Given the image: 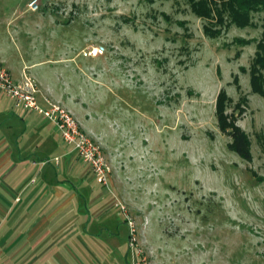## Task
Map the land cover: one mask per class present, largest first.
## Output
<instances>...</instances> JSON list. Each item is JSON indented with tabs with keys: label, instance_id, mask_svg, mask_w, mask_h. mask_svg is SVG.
Segmentation results:
<instances>
[{
	"label": "rangeland",
	"instance_id": "374dc122",
	"mask_svg": "<svg viewBox=\"0 0 264 264\" xmlns=\"http://www.w3.org/2000/svg\"><path fill=\"white\" fill-rule=\"evenodd\" d=\"M1 2L10 26L0 22V54L13 66L52 57L51 48L73 56L63 73L74 77L63 83L59 65L30 70L57 88L54 96H92L90 118L79 111L75 117L84 131L90 124L100 135L104 153L121 151L122 186L129 191L124 203L113 183L101 185L38 113L0 115L5 135L19 140L26 129L20 147L33 160L59 157L58 165L51 161L43 168L76 195L73 214L65 216L79 208L80 241L72 239L78 260L62 249L64 262L47 264H130V226L122 206L155 264H264V98L252 91L249 72L241 71L255 56L264 11L253 14V26L233 25L211 38L204 31L207 20L188 0ZM237 37L254 41L241 46L233 42ZM92 46L102 47L103 55L84 56ZM222 89L231 98L227 113H235L236 125L250 138V161L229 149L232 139L219 127ZM242 96L247 103L240 112ZM49 132L54 147L45 143ZM37 168L32 165V176ZM29 172L21 188H30Z\"/></svg>",
	"mask_w": 264,
	"mask_h": 264
},
{
	"label": "crops",
	"instance_id": "0c3cea01",
	"mask_svg": "<svg viewBox=\"0 0 264 264\" xmlns=\"http://www.w3.org/2000/svg\"><path fill=\"white\" fill-rule=\"evenodd\" d=\"M3 5L4 3L1 2L0 22L10 26V15L1 7ZM13 11L14 9L11 12L12 14ZM53 49H55L54 52ZM51 50L54 53L52 57L47 55L32 62L21 59L22 64L18 66H13L4 54H0V63L9 70L16 80L22 78L23 72L29 74L39 84L41 92L49 95L48 97L51 100L59 102L73 112L74 115L79 111L89 119L94 107L92 105V96H54L57 88L45 83L40 77V74L30 70L32 67L41 64L56 65L55 68L59 65L57 69L63 74L62 76L59 74V80L62 83L68 80L69 77H74L72 72L68 73V75L63 73L65 68H68L73 63V56L65 55L63 48L59 53H57L56 48H51ZM66 59L67 61L65 62ZM57 69L55 71H58ZM77 78L79 79L78 74ZM0 113V115L8 119L14 113L20 117L29 118L32 113L37 112L23 109L14 110L12 100L3 92H0ZM1 128L0 123V264H36L37 262L39 264H47L50 261L64 262L62 249H66L73 260H78L77 252L72 249V239L76 237L80 241V236L77 234L78 227L76 228L75 225L77 220L80 219L78 216L79 208L74 212V215L69 217L65 216L67 213L73 214L74 207H71V202L76 195L70 190H65L64 186L66 184L63 180H58L57 177H53L43 168L46 164L40 166L39 164L32 163L33 155L20 147L24 143L23 139L26 137L24 135L26 129L20 135L19 141L14 135H5L3 133L5 131L2 132ZM88 130L89 135L98 142L103 150V142L100 135L92 132L90 124H88ZM52 137L53 134L49 132L48 137H44V140L46 144L54 147V142L51 140ZM15 149H17V152H15ZM71 151L73 150L71 149ZM133 153L139 154L140 152L134 149ZM104 154L110 160L113 167L110 174V182L118 189L117 195L119 198L124 203H129V191L128 189L123 190L122 186L125 173L123 172L124 166L121 151L117 150V148H110L105 149ZM36 158L37 160H41L50 157ZM138 160L140 161V159ZM32 165L39 166L36 177L32 176L33 172H29ZM28 172L30 174V188H21L24 182V176ZM32 179H34L33 182ZM31 185L33 186L31 187ZM91 192L95 193L94 190ZM95 196H98V194H95ZM74 231H76L75 236ZM69 237H71L70 241L72 242L66 241Z\"/></svg>",
	"mask_w": 264,
	"mask_h": 264
},
{
	"label": "built area",
	"instance_id": "2783aa9c",
	"mask_svg": "<svg viewBox=\"0 0 264 264\" xmlns=\"http://www.w3.org/2000/svg\"><path fill=\"white\" fill-rule=\"evenodd\" d=\"M104 49L92 46L83 51L84 56L94 57L103 55ZM0 92L8 96L13 103L14 110H32L43 118L52 122L58 129L63 141L76 153L78 159L85 162L97 181L110 188V174L112 165L104 154L101 146L81 127L75 115L62 104L51 100L42 94L37 82L27 75L20 80L14 79L9 70L0 63ZM53 161L58 164L59 157L33 160V164H43ZM34 179H32V182ZM18 199V198H17ZM125 220L130 226L129 248L131 254L130 264H155L148 258L145 250L139 243L138 228L133 218L122 206Z\"/></svg>",
	"mask_w": 264,
	"mask_h": 264
},
{
	"label": "trees",
	"instance_id": "16d2710c",
	"mask_svg": "<svg viewBox=\"0 0 264 264\" xmlns=\"http://www.w3.org/2000/svg\"><path fill=\"white\" fill-rule=\"evenodd\" d=\"M192 11L199 17L207 20L204 25L206 35L211 38L219 37L222 32L231 26L245 28L255 24L253 14L264 11V0H188ZM260 41L257 43L255 56L250 67L241 66V71L249 72L251 89L264 98V23ZM254 40L237 37L233 40L241 46L250 44ZM240 52L238 51L237 54ZM236 85L240 87L236 78ZM231 98L225 89L219 92L216 101V115L220 129L230 135L229 149L235 151L243 159L252 160L251 141L248 134L236 125L235 113L228 114L227 108ZM246 97H241L236 108L240 112L245 110ZM243 106V107H242ZM263 179V178H262ZM261 179V180H262Z\"/></svg>",
	"mask_w": 264,
	"mask_h": 264
}]
</instances>
